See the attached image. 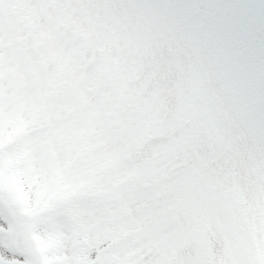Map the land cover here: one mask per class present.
Segmentation results:
<instances>
[{
  "label": "snow or ice",
  "instance_id": "snow-or-ice-1",
  "mask_svg": "<svg viewBox=\"0 0 264 264\" xmlns=\"http://www.w3.org/2000/svg\"><path fill=\"white\" fill-rule=\"evenodd\" d=\"M0 264H264V0H0Z\"/></svg>",
  "mask_w": 264,
  "mask_h": 264
}]
</instances>
